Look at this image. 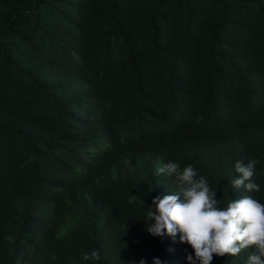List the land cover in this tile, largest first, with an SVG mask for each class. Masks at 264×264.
<instances>
[{"label":"trees","instance_id":"obj_1","mask_svg":"<svg viewBox=\"0 0 264 264\" xmlns=\"http://www.w3.org/2000/svg\"><path fill=\"white\" fill-rule=\"evenodd\" d=\"M169 161L264 204V0H0V264H188L145 230Z\"/></svg>","mask_w":264,"mask_h":264},{"label":"clouds","instance_id":"obj_2","mask_svg":"<svg viewBox=\"0 0 264 264\" xmlns=\"http://www.w3.org/2000/svg\"><path fill=\"white\" fill-rule=\"evenodd\" d=\"M260 160L235 162L238 177L231 181L233 188L248 192H260V185L253 179ZM175 177L178 190L152 199L147 207L145 230L154 237L179 235L180 243L193 249H185L188 264H213V257L236 256L254 246L245 264H264V204L252 196H243L223 205L217 199L218 189L200 175L192 164L182 167L179 161L162 163L156 175ZM131 202V201H130ZM84 261H98L99 251L83 253ZM132 264H137L133 261ZM138 264H147L141 258ZM153 264H163L153 257Z\"/></svg>","mask_w":264,"mask_h":264}]
</instances>
